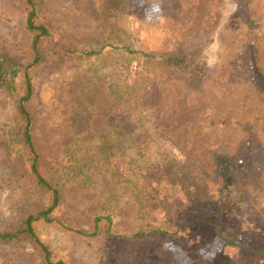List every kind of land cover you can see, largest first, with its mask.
<instances>
[{
    "label": "rangeland",
    "instance_id": "1",
    "mask_svg": "<svg viewBox=\"0 0 264 264\" xmlns=\"http://www.w3.org/2000/svg\"><path fill=\"white\" fill-rule=\"evenodd\" d=\"M37 1L40 22L68 44L105 46L99 65L94 55L45 50L32 72L33 144L60 198L50 213L58 224L34 230L52 257L264 264V0ZM29 40L18 1L0 0V57L28 64ZM168 56L184 62L166 64ZM10 120L0 93V232L50 202L7 135ZM105 216L111 225L99 222L95 236L74 233ZM149 228L165 233L131 238ZM0 264L41 263L20 241L0 242Z\"/></svg>",
    "mask_w": 264,
    "mask_h": 264
},
{
    "label": "trees",
    "instance_id": "2",
    "mask_svg": "<svg viewBox=\"0 0 264 264\" xmlns=\"http://www.w3.org/2000/svg\"><path fill=\"white\" fill-rule=\"evenodd\" d=\"M24 13V28L29 34L30 40L28 45V53L31 57L28 64H21L17 60L8 57H0V93L9 99L11 104V120L7 128V135L18 139L23 152L24 159L28 165L35 183L50 193L49 205L45 208L26 215L22 221L15 227L0 232V242L17 243L20 241L28 242L36 251L41 264H65L63 261L55 260L50 250L39 240L35 233L34 225L38 221L50 224H58L57 221L50 219V213L59 205V190L52 182L49 181L48 174L38 162V155L35 150L32 139L33 120L27 109V104L32 97V72L35 68L41 66L45 62V50L56 49L59 55H63L72 60L83 61L90 59L93 55L95 63L99 65L100 55L105 46H101L99 50H90L89 52L78 49L65 41V38L53 28L40 22L41 20V2L37 0H17ZM110 47V45H108ZM114 49L126 52L127 54L137 53L145 60L155 59L156 55L152 52H137L129 50L126 46H115ZM108 52V51H106ZM164 63L170 65L182 64V58L165 57L161 59ZM203 71V70H201ZM110 73V72H108ZM110 75V74H109ZM18 76V80L15 79ZM17 81V82H16ZM135 82L134 79L131 80ZM122 85L118 91L125 93L128 89L127 85ZM15 87H18L15 90ZM132 87V86H130ZM129 87V88H130ZM125 107V111L133 112L134 108ZM221 157L216 158L217 163L225 162ZM104 221L108 226L111 225L109 216L103 218L95 217L92 221V230L89 233L74 231L82 237H93L97 233L99 222ZM163 230L157 228H149L144 232H136L131 238L145 237L150 234H162Z\"/></svg>",
    "mask_w": 264,
    "mask_h": 264
},
{
    "label": "clouds",
    "instance_id": "3",
    "mask_svg": "<svg viewBox=\"0 0 264 264\" xmlns=\"http://www.w3.org/2000/svg\"><path fill=\"white\" fill-rule=\"evenodd\" d=\"M152 11L155 12V13H159L161 11V9H160L159 5H154L153 8H152ZM147 18L151 19V16H149Z\"/></svg>",
    "mask_w": 264,
    "mask_h": 264
}]
</instances>
